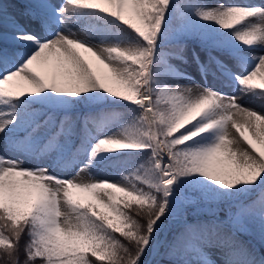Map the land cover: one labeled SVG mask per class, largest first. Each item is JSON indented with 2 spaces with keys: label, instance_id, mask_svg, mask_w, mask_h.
<instances>
[{
  "label": "snow or ice",
  "instance_id": "1",
  "mask_svg": "<svg viewBox=\"0 0 264 264\" xmlns=\"http://www.w3.org/2000/svg\"><path fill=\"white\" fill-rule=\"evenodd\" d=\"M246 97L264 101V3H0V261L264 264Z\"/></svg>",
  "mask_w": 264,
  "mask_h": 264
},
{
  "label": "rangeland",
  "instance_id": "2",
  "mask_svg": "<svg viewBox=\"0 0 264 264\" xmlns=\"http://www.w3.org/2000/svg\"><path fill=\"white\" fill-rule=\"evenodd\" d=\"M214 1H216V2H225L223 0H209V3H212L213 4ZM7 6H8L9 12L18 13L20 11V10L14 9L13 7H9V5H7ZM88 23H90V22L85 21V22H81V24L74 25L72 27V31L77 32L81 36V38H83L84 37V33L80 31V28L84 24H88ZM91 23H96V22L95 21H91ZM173 63L179 65V62L178 61H173ZM182 67H185V69L188 72H190L191 74H194L196 76V78L201 83L203 82V79L199 76L198 69L196 68V66L194 64H191L190 63L189 65L182 66ZM209 83L210 84L215 83L211 79V77L209 78ZM225 90L228 91L230 94L232 93V89H230V88L229 89H225ZM236 94H239V93H236ZM242 103H244L245 106H249V107L255 108L257 110L264 109V101L255 100V99L246 97L242 101ZM118 111H120V110L118 109ZM110 127H112V130L113 131H115L117 129V126H110ZM242 146L247 147V145H242ZM78 170L79 169H77V168L61 169L56 174L61 175V176L65 177V178H67V177L74 176ZM122 171H123V169L121 167H118V166H100V171L96 172L94 175H95V177L97 179H107V180H113V181H120L121 180V173H122ZM82 177L84 179H87L88 178L84 174H82Z\"/></svg>",
  "mask_w": 264,
  "mask_h": 264
},
{
  "label": "trees",
  "instance_id": "3",
  "mask_svg": "<svg viewBox=\"0 0 264 264\" xmlns=\"http://www.w3.org/2000/svg\"><path fill=\"white\" fill-rule=\"evenodd\" d=\"M0 3H3L5 6L9 5V7H13L14 9H17V10H21L23 7V2L21 0H0ZM109 164H111V162H109ZM102 166H105V165H102ZM25 241H26V238L22 239L20 242V244H21V256H20L21 261H23V259H24L23 245H24ZM258 247H259V244H258ZM0 264H3V261H0Z\"/></svg>",
  "mask_w": 264,
  "mask_h": 264
},
{
  "label": "bare ground",
  "instance_id": "4",
  "mask_svg": "<svg viewBox=\"0 0 264 264\" xmlns=\"http://www.w3.org/2000/svg\"><path fill=\"white\" fill-rule=\"evenodd\" d=\"M226 3H252V4H261L264 3V0H223ZM217 3L216 1H214L213 4ZM249 107V106H246Z\"/></svg>",
  "mask_w": 264,
  "mask_h": 264
},
{
  "label": "water",
  "instance_id": "5",
  "mask_svg": "<svg viewBox=\"0 0 264 264\" xmlns=\"http://www.w3.org/2000/svg\"><path fill=\"white\" fill-rule=\"evenodd\" d=\"M194 209H189V211L191 212V211H193Z\"/></svg>",
  "mask_w": 264,
  "mask_h": 264
}]
</instances>
